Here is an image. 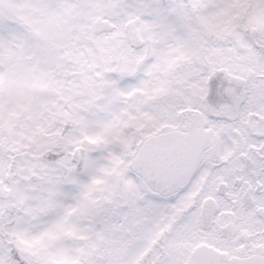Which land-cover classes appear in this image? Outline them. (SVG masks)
Here are the masks:
<instances>
[{
	"label": "snow or ice",
	"instance_id": "1",
	"mask_svg": "<svg viewBox=\"0 0 264 264\" xmlns=\"http://www.w3.org/2000/svg\"><path fill=\"white\" fill-rule=\"evenodd\" d=\"M0 264H264V0H0Z\"/></svg>",
	"mask_w": 264,
	"mask_h": 264
}]
</instances>
